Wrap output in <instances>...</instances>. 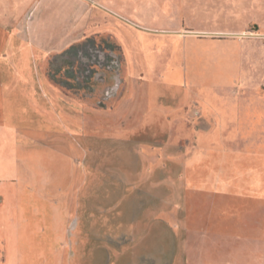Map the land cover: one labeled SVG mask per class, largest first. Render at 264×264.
<instances>
[{
  "label": "rangeland",
  "instance_id": "obj_1",
  "mask_svg": "<svg viewBox=\"0 0 264 264\" xmlns=\"http://www.w3.org/2000/svg\"><path fill=\"white\" fill-rule=\"evenodd\" d=\"M173 6L0 0V264H264V44Z\"/></svg>",
  "mask_w": 264,
  "mask_h": 264
},
{
  "label": "crops",
  "instance_id": "obj_2",
  "mask_svg": "<svg viewBox=\"0 0 264 264\" xmlns=\"http://www.w3.org/2000/svg\"><path fill=\"white\" fill-rule=\"evenodd\" d=\"M168 1V0H167ZM179 2V3H178ZM170 3L174 5L172 9H180L182 5L185 4L186 8H189L191 12L193 9L200 8L202 10H207L205 15L209 12L210 14L202 21L198 20L196 14L199 10L195 11L196 19H190L191 21H197V28H190L184 30L182 27L180 28L185 32V35L191 36L195 39V42L201 44L202 46L208 45V43L215 42L213 38H220L223 35L234 34V35H247L245 42L247 44L252 45L253 49L257 44H264V32L262 29L264 27L253 25L252 23L244 22L245 20H241L237 15L240 13H253L257 12L258 8L264 9V0H185L183 3L182 0H170ZM95 11V7L90 6L89 13L85 15V24L82 25L85 29L90 28L93 25H87L86 22L89 18L86 19L87 14H90V18L92 17V13ZM132 11V10H131ZM126 12H130L126 10ZM181 20V18H180ZM228 23H227V22ZM182 23V22H181ZM192 22L182 23L180 25H191ZM101 32L105 30L104 27H100ZM261 29V30H260ZM95 31V29H94ZM99 34V31H95V33ZM219 35V36H216ZM116 36V35H115ZM209 37V40L208 38ZM117 39V36L115 38ZM221 40V39H218ZM236 39L235 41H237ZM246 115V114H245ZM248 118H260L256 117L257 115L253 113L247 114ZM262 118V117H261Z\"/></svg>",
  "mask_w": 264,
  "mask_h": 264
}]
</instances>
